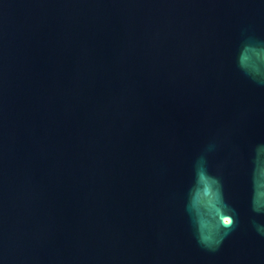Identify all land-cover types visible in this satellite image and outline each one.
Returning a JSON list of instances; mask_svg holds the SVG:
<instances>
[{"label": "water", "instance_id": "95a60500", "mask_svg": "<svg viewBox=\"0 0 264 264\" xmlns=\"http://www.w3.org/2000/svg\"><path fill=\"white\" fill-rule=\"evenodd\" d=\"M0 264H264V0H0Z\"/></svg>", "mask_w": 264, "mask_h": 264}]
</instances>
